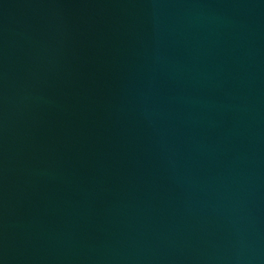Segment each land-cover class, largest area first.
Returning <instances> with one entry per match:
<instances>
[{
	"label": "water",
	"instance_id": "obj_1",
	"mask_svg": "<svg viewBox=\"0 0 264 264\" xmlns=\"http://www.w3.org/2000/svg\"><path fill=\"white\" fill-rule=\"evenodd\" d=\"M0 264H264V0H0Z\"/></svg>",
	"mask_w": 264,
	"mask_h": 264
}]
</instances>
